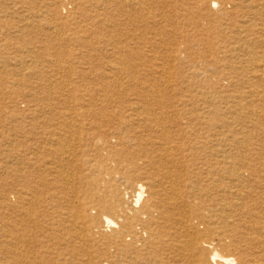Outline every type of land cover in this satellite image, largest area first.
Wrapping results in <instances>:
<instances>
[{
	"label": "bare ground",
	"instance_id": "1",
	"mask_svg": "<svg viewBox=\"0 0 264 264\" xmlns=\"http://www.w3.org/2000/svg\"><path fill=\"white\" fill-rule=\"evenodd\" d=\"M0 264H264V0H0Z\"/></svg>",
	"mask_w": 264,
	"mask_h": 264
}]
</instances>
